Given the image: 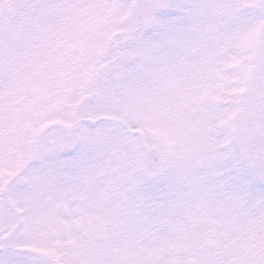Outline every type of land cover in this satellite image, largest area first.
Segmentation results:
<instances>
[{
    "label": "snow or ice",
    "instance_id": "6c2138e0",
    "mask_svg": "<svg viewBox=\"0 0 264 264\" xmlns=\"http://www.w3.org/2000/svg\"><path fill=\"white\" fill-rule=\"evenodd\" d=\"M0 264H264V0H0Z\"/></svg>",
    "mask_w": 264,
    "mask_h": 264
}]
</instances>
